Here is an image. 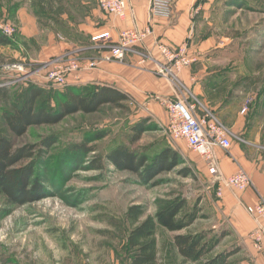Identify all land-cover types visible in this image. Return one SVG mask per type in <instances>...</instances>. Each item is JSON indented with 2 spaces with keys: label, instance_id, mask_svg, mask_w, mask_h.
Segmentation results:
<instances>
[{
  "label": "rangeland",
  "instance_id": "374dc122",
  "mask_svg": "<svg viewBox=\"0 0 264 264\" xmlns=\"http://www.w3.org/2000/svg\"><path fill=\"white\" fill-rule=\"evenodd\" d=\"M92 7L98 8L97 0H0V22L14 31L12 44L0 45V88L9 93L8 100L0 99V135L13 148L39 151L27 187H38L37 198L18 205L0 193V264H129L126 238L134 225L126 218L127 210L140 207L141 222L176 200L185 202L179 218L196 211L197 219L178 232L156 229L158 261L193 264L178 255L173 237L204 233L210 242L226 227L214 208L210 176L198 170L203 159L184 141H171L165 123L146 115L135 101L69 115L55 125L31 127L23 136L10 133L2 118L33 87L44 92L37 108L56 109L69 79L65 87H56L46 83L45 75L77 59L73 49L61 43L83 41L75 26L85 22ZM216 12L208 21L199 20L198 39H221L220 51L209 55L216 54L223 85L232 86L238 105L248 106L243 115L258 110L253 114L264 143V0H221ZM140 123L147 131L131 144V128ZM79 144L94 152L84 153ZM120 146L145 155L149 166L165 150H176L181 159L160 173L136 174L106 159ZM231 243L229 238L220 241L205 258L231 249ZM230 260L240 262L237 257Z\"/></svg>",
  "mask_w": 264,
  "mask_h": 264
},
{
  "label": "crops",
  "instance_id": "0c3cea01",
  "mask_svg": "<svg viewBox=\"0 0 264 264\" xmlns=\"http://www.w3.org/2000/svg\"><path fill=\"white\" fill-rule=\"evenodd\" d=\"M149 1L127 0L126 17L123 20L96 7L89 10L85 22L75 26V31L83 41H73L71 45L64 41L61 43L63 47L72 48V53L82 63H86L85 59L102 60L108 54L109 45L117 41L118 33L123 29L144 30L149 27L152 34L133 52L126 53L123 63L101 61L96 69L79 73L77 80L69 75V87L97 85L115 89L125 94L129 101H135L153 120L165 124L166 111L156 98L178 99L181 93L187 92L203 107L213 111L235 136L228 150H214L218 170L223 177H229L242 169L252 181L245 191L224 187L220 198H217L215 188L212 189L216 214L226 227L223 230L226 235L221 241L229 238L232 248H238L233 258L237 257L239 264H264V257L254 248L250 237L252 233L260 232L264 239V219L256 218L246 210L260 199L264 200V143L260 142V132L257 131L253 114L258 110L253 109L251 114L244 116L237 98L232 95V86L229 83L223 85L221 70L213 59L216 54L209 55L211 51H220L221 39L219 42L210 36L198 39L201 32L197 23L215 16L221 0H174L170 19H150ZM87 7L90 8L89 2ZM104 32L109 33L110 40L100 43L91 41L93 36ZM160 44L173 51L185 45L187 54L194 57V62L189 66L175 72L177 82L174 78L166 79L156 74L157 64L166 62L159 51ZM197 165L199 171L208 175L203 160Z\"/></svg>",
  "mask_w": 264,
  "mask_h": 264
},
{
  "label": "trees",
  "instance_id": "16d2710c",
  "mask_svg": "<svg viewBox=\"0 0 264 264\" xmlns=\"http://www.w3.org/2000/svg\"><path fill=\"white\" fill-rule=\"evenodd\" d=\"M11 44L10 38L0 35L1 46ZM66 92L65 97L58 102L56 109L49 110L53 111L50 113L45 108H37V102L44 92L41 88L33 87L23 101L14 103L10 112L2 114L7 129L15 136H23L29 128L34 126L55 125L65 117L76 113H96L104 105L120 108L124 102L129 101L125 94L104 86H71ZM8 98V90L4 87L0 88V99L8 100ZM143 122L147 123L146 120ZM145 131L147 127L144 123L134 125L131 128L132 134L129 136V142L134 144L139 141ZM76 147L84 153L94 152L92 148H87L84 144ZM38 155L39 151H35L30 146L13 148L7 137L0 135V193L10 202L23 205L37 198L38 187L30 189L27 187L35 172L34 161ZM30 159H33V162L24 164ZM106 159L118 169L132 171L136 174L141 172L151 174L169 169V164H171L170 167L177 166L181 156L174 149L165 150L155 164L149 166L145 155L120 146L110 152ZM184 172L189 173V169ZM184 206L183 200L173 201L141 222L139 220L144 213L140 207L132 206L127 210L126 218L134 225L126 238L129 264H159L155 240L156 229L161 227L170 232H178L190 226L197 219L196 211L179 218ZM225 235L224 231L220 232L210 242L206 241L207 235L204 233L175 235L173 244L178 255L193 264H233L230 259L238 252V248L235 247L205 258L211 254Z\"/></svg>",
  "mask_w": 264,
  "mask_h": 264
},
{
  "label": "built area",
  "instance_id": "2783aa9c",
  "mask_svg": "<svg viewBox=\"0 0 264 264\" xmlns=\"http://www.w3.org/2000/svg\"><path fill=\"white\" fill-rule=\"evenodd\" d=\"M97 5L102 12L117 19L123 20L126 17L127 0H97ZM173 5L174 0H150L149 18L162 17L170 19L173 15ZM13 32L10 25L0 22V35L10 38ZM151 34L152 30L149 27L144 30L136 28L123 29L118 33L117 41L109 45L108 54L103 56L102 60L82 63L78 59H72L66 66L46 74L45 81L47 84L50 83L56 87H65L69 75H73L77 80L79 73L96 69L101 61L123 63L125 54L133 52ZM103 40H110L108 32L91 38L93 43H100ZM159 51L166 62L157 64L156 74L166 79L174 78L177 82L175 72L194 62V57L187 54L185 45L173 51L160 44ZM156 99L166 111V131L170 140L175 143L184 141L188 149L203 159L217 198H220L224 187L245 191L252 185L251 177L242 169L229 177H223L218 170L213 152L216 148L228 150L232 144L231 140L235 136L213 111L203 107L187 92L181 93L178 99ZM247 110L248 106L244 104L241 112L245 113ZM246 210L256 218L264 219V200L260 199L256 204L248 206ZM250 237L253 240L254 248L264 257L262 233L254 232Z\"/></svg>",
  "mask_w": 264,
  "mask_h": 264
}]
</instances>
